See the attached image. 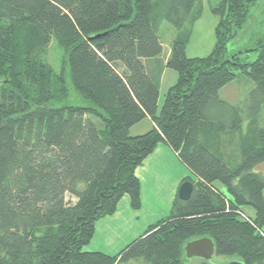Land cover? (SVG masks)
<instances>
[{
	"label": "trees",
	"instance_id": "16d2710c",
	"mask_svg": "<svg viewBox=\"0 0 264 264\" xmlns=\"http://www.w3.org/2000/svg\"><path fill=\"white\" fill-rule=\"evenodd\" d=\"M201 1L0 0V264H193L184 246L205 235L239 257L225 264H264V38L228 50L258 0L215 4V45L190 57ZM165 21L177 34L163 60ZM52 39L68 74L49 62ZM165 67L178 79L159 110ZM241 73L255 87L232 105L219 91ZM67 75L92 104L62 103ZM146 117L152 127L132 135ZM162 142L193 173L191 196L116 254L84 250L126 194L141 208L136 169Z\"/></svg>",
	"mask_w": 264,
	"mask_h": 264
},
{
	"label": "rangeland",
	"instance_id": "374dc122",
	"mask_svg": "<svg viewBox=\"0 0 264 264\" xmlns=\"http://www.w3.org/2000/svg\"><path fill=\"white\" fill-rule=\"evenodd\" d=\"M220 0H202V12L201 15L196 19L193 24V32L186 44V54L190 57L195 56H206L208 55L216 42V26L219 21V16L212 11V7L217 4ZM158 34L161 37L163 44V51L160 57L163 60H166L169 57L170 53V45L171 40L177 34V28L171 22L165 21L164 24L158 29ZM264 38V0L256 1L251 9L247 22L244 24L243 28L239 31L238 35L231 39L228 42V50L230 53L237 52L240 50H245L248 47L255 46L256 42ZM242 59L246 62H251L258 57L257 50L243 52L240 54ZM49 62L53 66L56 71H61L63 68L66 70V74L69 71V59L66 55V52L57 45L55 39H52L49 45ZM178 79V72L170 67H165L160 85V94L158 100V109L160 110L164 99L165 94L168 88L174 84ZM67 86L69 89V94L67 98L64 99L62 103L72 104V105H90L91 101L85 98L74 86L70 77L67 75ZM255 87L254 80L248 76L246 73L239 74L236 78H234L231 82L224 85L220 91L219 95L222 99L228 101L232 105H243L247 100L251 90ZM61 103V104H62ZM258 111L260 116V124L264 126V106ZM248 111L245 110L244 115H247ZM249 119L244 117L242 123V130L245 131L248 127ZM152 127V121L149 117L144 118L142 121L133 125L130 129V133L140 134L146 132ZM181 167H172V165H165V174H163V180L161 181V185L164 188L167 186L170 189L172 186V182H179L185 178L186 176L193 177V173L180 161ZM148 166H145L140 171V174L144 169H148ZM256 171H260L264 173V162L259 164ZM147 172V171H146ZM180 178V179H179ZM143 185H144V207L141 210L136 209L135 213L139 215L135 220L132 218L133 212H128L123 205V200L121 201V205L119 207L118 216L115 219L107 218V220L100 221L97 225V231L95 230V234L89 244L84 246V250H102L109 254H116L119 252L124 246H126L129 242L139 236L142 232L147 229V226L153 222V217L161 215L167 216L171 212V203H169V210L166 208V201H168V192L163 191L164 196L160 198L165 201V204L162 203V207L156 208L155 200H159V198L152 197L151 191L153 190L154 185H150L151 181L149 177L146 175H142ZM125 199H127L128 204H131L129 201V195L126 194ZM124 197L122 199H124ZM175 197V196H174ZM174 199V198H173ZM120 204V203H119ZM155 205V207H154ZM152 207L154 209L153 213L157 209L159 213L157 215H152ZM131 209V208H130ZM245 210L248 214L254 215L255 209L247 205L245 206ZM157 211V212H158ZM166 211V212H165ZM165 212V213H164ZM112 215V214H111ZM109 217V215L105 216ZM126 217V221L123 222V218ZM160 217H157L158 220ZM98 219V220H100ZM97 220V221H98ZM136 221L140 224L139 226H134L132 228V232H125V226L128 224L135 225ZM145 221V222H144ZM138 227V228H136ZM141 228V230H140ZM133 233L132 239H128L130 234ZM137 234V235H136ZM136 236V237H135ZM127 240V241H126ZM126 242V243H123ZM239 259L237 255H217L211 259L204 260L200 257H193L190 260V263L193 264H225L231 260Z\"/></svg>",
	"mask_w": 264,
	"mask_h": 264
},
{
	"label": "crops",
	"instance_id": "0c3cea01",
	"mask_svg": "<svg viewBox=\"0 0 264 264\" xmlns=\"http://www.w3.org/2000/svg\"><path fill=\"white\" fill-rule=\"evenodd\" d=\"M152 125H153V122H152ZM180 159H179V157H178V155L172 150V148L170 147V146H168L166 143H164V142H162V143H160L157 147H156V149L144 160V162L140 165V166H138L137 167V169H136V174H137V176L140 178V181H141V199H142V206H141V208H139V210H141L142 209V207H144V185H143V180H142V175H146L147 177H149V179H150V181H151V183H150V185H154V187H153V190L152 189H149L150 191H151V194H152V197H154V198H159V200H155V202H153L152 201V203L153 204H155L156 205V208L157 207H162V203H164L165 204V201H163V200H161L160 198H162L163 196H164V193H163V191H169L168 192V201H166V208L169 210V203H171L170 205H172V203H173V198H175L174 196H176L177 194H178V190H179V187H180V184L182 183V181H183V179L179 182V180L178 181H174V184H173V182H172V186H170V189H169V187L167 186L166 188H164L163 189V187L162 186H160L161 185V181L163 180V174H165V172H164V170H165V165H172V167L174 168L175 166L176 167H181V163H180ZM145 166H148L147 168L148 169H144L143 171H142V173L140 174V171L142 170V168H144ZM147 171V172H146ZM187 177V176H186ZM191 177V176H190ZM191 178H194V176L193 177H191ZM180 179V178H179ZM123 200V205H124V208L128 211V212H133L132 213V218L135 220L137 217H139V215L137 214V213H135L136 211V209H134V208H132V206H131V204H128V201H127V199H125V197H124V199H122ZM121 200V201H122ZM120 201V204H119V206L121 205V202ZM129 201H130V197H129ZM155 205H154V207H155ZM131 208V209H130ZM171 208H172V206H171ZM170 208V209H171ZM152 209H153V207H152ZM118 211H119V207H118V209L116 210V212L114 213V214H112V215H109V217H103L102 218V220H107V218H110V219H115V218H117V214H118ZM153 211H154V209L152 210V215L154 214V215H157V213H159V211L156 209L155 210V212L153 213ZM158 211V212H157ZM166 212V211H165ZM164 212V213H165ZM161 215H163V213L161 214ZM161 215H158V216H154L153 217V222L152 223H154V222H156L157 220V217H160V218H162L161 217ZM159 218V219H160ZM158 219V220H159ZM101 219L100 220H98L97 222H96V231H97V225H98V223L100 222V221H102ZM123 222H125L126 221V217H124L123 218V220H122ZM145 222V221H144ZM152 223H150V224H152ZM149 224V225H150ZM140 224L136 221V224L135 225H130L129 227H128V224H126V226H125V232H128V231H130V232H132L131 230H132V228L134 227V226H139ZM148 225V226H149ZM147 226V227H148ZM136 228H138V227H136ZM140 230H141V228H140ZM96 233V232H95ZM143 233V232H142ZM141 233V234H142ZM137 235V234H136ZM130 237L128 238V239H132V237H133V233L132 234H130L129 235ZM136 237V236H135ZM134 239V238H133ZM127 241V240H126ZM123 243H126V242H123Z\"/></svg>",
	"mask_w": 264,
	"mask_h": 264
},
{
	"label": "water",
	"instance_id": "95a60500",
	"mask_svg": "<svg viewBox=\"0 0 264 264\" xmlns=\"http://www.w3.org/2000/svg\"><path fill=\"white\" fill-rule=\"evenodd\" d=\"M193 190V182L184 180L180 184L178 194L181 199H188ZM185 254L188 259L200 257L204 260L211 259L215 254V243L209 236H201L189 240L184 246Z\"/></svg>",
	"mask_w": 264,
	"mask_h": 264
}]
</instances>
